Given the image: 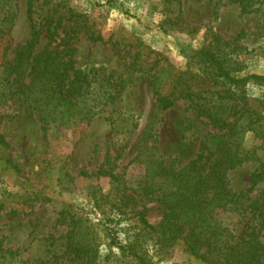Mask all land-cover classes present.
<instances>
[{
	"label": "rangeland",
	"instance_id": "374dc122",
	"mask_svg": "<svg viewBox=\"0 0 264 264\" xmlns=\"http://www.w3.org/2000/svg\"><path fill=\"white\" fill-rule=\"evenodd\" d=\"M18 2V14L12 29V51L28 40L29 22L26 0ZM65 5L87 15L93 27L79 35L76 68L81 71L104 68L122 79L125 88L114 103L104 107L90 124L44 133L33 114L4 119L0 134L9 148L0 150V241L4 249L16 252L6 264H81L66 258H51L53 239L68 231L59 213L70 209L88 221L99 237L98 258L94 264H136L108 246L105 229L109 227L105 210H96L91 193L109 189L108 180L97 181L94 173L106 158H115L117 171L125 174L134 187L143 167L132 163L143 149L156 146L168 160L182 167L195 158L203 136L211 131L205 119L195 117L184 99L166 111L158 108L156 91L166 93L174 73H195L187 67L188 55L199 49L207 29L231 44L246 48V74H264V0L251 13H242L232 0H62ZM72 12L73 14H75ZM88 30V31H87ZM46 44L43 37L37 49ZM15 53L10 52L13 58ZM192 77V76H191ZM191 89L226 95V87L206 76L190 80ZM244 102L264 116V87L250 82ZM10 113V111L8 112ZM125 115L134 124L132 132H114L108 117ZM261 142L247 134L241 146L245 154L256 149L264 157ZM19 172L2 171L6 158ZM109 159V158H108ZM258 162L247 161L228 173L230 188L243 192ZM264 187L261 185L259 190ZM3 206V207H2ZM146 207V220L157 225L161 210L155 203L141 201L135 209ZM11 211H15L14 214ZM252 215L218 213V219L236 238L252 223ZM134 220H129L132 223ZM123 227V226H122ZM118 241L125 242L118 233ZM154 264H200L183 252L181 244L160 248L147 246Z\"/></svg>",
	"mask_w": 264,
	"mask_h": 264
},
{
	"label": "trees",
	"instance_id": "16d2710c",
	"mask_svg": "<svg viewBox=\"0 0 264 264\" xmlns=\"http://www.w3.org/2000/svg\"><path fill=\"white\" fill-rule=\"evenodd\" d=\"M232 1L242 13L255 11L260 3ZM72 12L62 0H26L29 38L12 51L18 2L0 0V124L28 113L36 117L44 133L67 130L90 124L104 107L120 98L125 83L113 72L76 68L79 35L91 29L93 23L87 15ZM43 37L46 44L38 50ZM10 52L15 53L13 58ZM189 53L187 67L194 66L195 73L189 74L188 68L184 73L172 74L168 91H156V103L166 111L184 99L195 117L211 126L195 158L178 167L156 146L143 149L132 161L143 167V172L131 187L125 174L117 171L119 155L108 156L93 175L97 181L108 180L109 189L93 191L91 203L96 210L108 212V246L136 264H154L145 248L150 242L160 248L181 244L183 252L200 264H264V188L259 190L261 185L264 187V157H258L255 148L245 154L240 151L247 134L259 140L264 149V116L248 107L241 94L250 82L264 87V74L242 75L247 49L232 46L211 29H207L203 45ZM201 75L225 86L227 94L193 91L190 80ZM129 120L125 115L108 117L111 129L120 134L132 132L134 124ZM8 148L9 143L0 134V150ZM247 161H256L258 166L249 175L248 188L237 193L230 188L227 176ZM4 163L2 171L19 172L9 157ZM141 201L160 208L157 225L146 220L145 206L135 209ZM219 212L247 213L252 215V223L236 238L218 219ZM59 217L68 231L53 239L51 258L94 264L100 244L88 221L69 208L63 209ZM121 232L124 243L116 236ZM8 256H16V252L4 249L0 241V264H6Z\"/></svg>",
	"mask_w": 264,
	"mask_h": 264
}]
</instances>
